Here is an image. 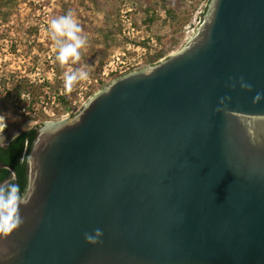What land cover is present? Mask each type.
<instances>
[{
  "label": "water",
  "instance_id": "water-1",
  "mask_svg": "<svg viewBox=\"0 0 264 264\" xmlns=\"http://www.w3.org/2000/svg\"><path fill=\"white\" fill-rule=\"evenodd\" d=\"M26 161L0 264H264V0H209L181 49L40 124Z\"/></svg>",
  "mask_w": 264,
  "mask_h": 264
},
{
  "label": "rangeland",
  "instance_id": "rangeland-1",
  "mask_svg": "<svg viewBox=\"0 0 264 264\" xmlns=\"http://www.w3.org/2000/svg\"><path fill=\"white\" fill-rule=\"evenodd\" d=\"M207 2L0 0V116L7 123L0 142L22 128L75 114L108 82L181 49L201 22ZM69 12L85 44L79 60L61 65L47 35L48 22ZM69 68L88 74L70 90L63 79ZM41 91L49 97L38 98ZM57 95L67 102H59ZM36 97L33 110H28Z\"/></svg>",
  "mask_w": 264,
  "mask_h": 264
},
{
  "label": "clouds",
  "instance_id": "clouds-1",
  "mask_svg": "<svg viewBox=\"0 0 264 264\" xmlns=\"http://www.w3.org/2000/svg\"><path fill=\"white\" fill-rule=\"evenodd\" d=\"M79 33H81V28L73 19L71 12L48 22L47 35L52 41V51L56 53L55 59L61 65L67 64L70 60L72 62L79 60V49L85 44V38ZM87 75L83 69L73 70L69 68L63 76L65 88L70 90L75 82L85 80ZM260 97L261 95L257 94L256 98L259 99ZM6 127L5 117L0 116V133H3ZM0 208L3 209V214H0V233L8 234L23 223L16 214L17 197L14 189L7 201L0 202ZM102 235L101 229H95L94 235L85 233L84 238L87 243L95 245Z\"/></svg>",
  "mask_w": 264,
  "mask_h": 264
},
{
  "label": "trees",
  "instance_id": "trees-1",
  "mask_svg": "<svg viewBox=\"0 0 264 264\" xmlns=\"http://www.w3.org/2000/svg\"><path fill=\"white\" fill-rule=\"evenodd\" d=\"M209 2V0H208ZM207 2V3H208ZM206 6L203 10L205 12ZM116 29V28H115ZM115 29L111 30L112 32L115 31ZM159 56L161 54H158ZM43 91L36 94V96L39 98V96L46 98L48 94H43ZM57 93V92H56ZM35 97V96H34ZM30 100V102L27 104L28 110H33V107L31 106L35 103V99ZM49 97V96H47ZM57 98L59 99V102L63 101L64 103L67 102V98L63 95H57ZM19 105V104H18ZM22 106V105H21ZM24 108V107H23ZM39 125H34L28 128H22L18 133H16L12 138L8 140L6 145H2L0 142V163H7L11 167H13L16 171V180H12L9 185H14L13 188L8 189V194H11L13 192V189L15 190V195L17 197L22 196L24 193L26 186H27V161H26V155L29 152L32 143L37 135L38 127ZM11 176V172L6 167L0 168V182L5 180L6 178Z\"/></svg>",
  "mask_w": 264,
  "mask_h": 264
},
{
  "label": "flooded vegetation",
  "instance_id": "flooded-vegetation-1",
  "mask_svg": "<svg viewBox=\"0 0 264 264\" xmlns=\"http://www.w3.org/2000/svg\"><path fill=\"white\" fill-rule=\"evenodd\" d=\"M8 141H6V142H1L2 143V145H6V143H7ZM7 164V163H6ZM3 168V167H2ZM11 175H12V173H11ZM13 186L14 185H5L4 187H3V189H2V191H3V196L5 197V196H9L10 194H8V192H7V188L8 189H11V188H13Z\"/></svg>",
  "mask_w": 264,
  "mask_h": 264
}]
</instances>
